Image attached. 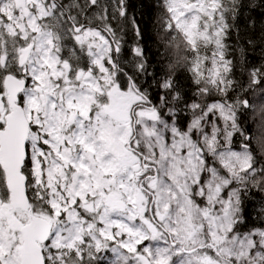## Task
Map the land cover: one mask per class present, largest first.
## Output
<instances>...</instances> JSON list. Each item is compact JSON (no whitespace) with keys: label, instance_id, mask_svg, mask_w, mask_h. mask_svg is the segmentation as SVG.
<instances>
[{"label":"snow or ice","instance_id":"obj_1","mask_svg":"<svg viewBox=\"0 0 264 264\" xmlns=\"http://www.w3.org/2000/svg\"><path fill=\"white\" fill-rule=\"evenodd\" d=\"M0 264H264V0H0Z\"/></svg>","mask_w":264,"mask_h":264},{"label":"trees","instance_id":"obj_2","mask_svg":"<svg viewBox=\"0 0 264 264\" xmlns=\"http://www.w3.org/2000/svg\"><path fill=\"white\" fill-rule=\"evenodd\" d=\"M148 0H145V3L147 4ZM147 10V9H146ZM149 47H152L151 41H149ZM153 51H155V49L153 48ZM154 67H156V65H154Z\"/></svg>","mask_w":264,"mask_h":264}]
</instances>
